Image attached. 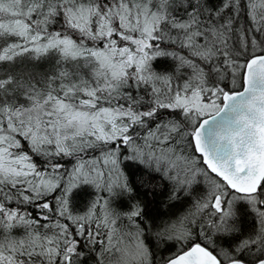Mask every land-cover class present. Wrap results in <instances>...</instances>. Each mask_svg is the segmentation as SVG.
Returning a JSON list of instances; mask_svg holds the SVG:
<instances>
[{
  "label": "snow or ice",
  "instance_id": "snow-or-ice-1",
  "mask_svg": "<svg viewBox=\"0 0 264 264\" xmlns=\"http://www.w3.org/2000/svg\"><path fill=\"white\" fill-rule=\"evenodd\" d=\"M0 264H264V0H0Z\"/></svg>",
  "mask_w": 264,
  "mask_h": 264
},
{
  "label": "trees",
  "instance_id": "trees-1",
  "mask_svg": "<svg viewBox=\"0 0 264 264\" xmlns=\"http://www.w3.org/2000/svg\"><path fill=\"white\" fill-rule=\"evenodd\" d=\"M158 179L153 178L151 176H147L145 183H148L149 181L155 183V181ZM138 196L143 197L144 193L143 190L138 189ZM167 188L165 187L162 191L154 192L151 196V199H146L147 203V210L153 214H162L166 212L173 211L175 209H180L181 205H176L175 209L167 203Z\"/></svg>",
  "mask_w": 264,
  "mask_h": 264
}]
</instances>
